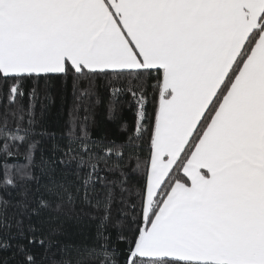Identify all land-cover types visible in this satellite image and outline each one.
<instances>
[{"label": "snow or ice", "instance_id": "obj_1", "mask_svg": "<svg viewBox=\"0 0 264 264\" xmlns=\"http://www.w3.org/2000/svg\"><path fill=\"white\" fill-rule=\"evenodd\" d=\"M0 264H264V0H0Z\"/></svg>", "mask_w": 264, "mask_h": 264}, {"label": "trees", "instance_id": "obj_2", "mask_svg": "<svg viewBox=\"0 0 264 264\" xmlns=\"http://www.w3.org/2000/svg\"><path fill=\"white\" fill-rule=\"evenodd\" d=\"M70 101V93L68 94L67 99L64 101H61V99L57 97L55 103L49 105L46 111L41 114V121L49 130L55 131L57 133L66 130ZM106 104L107 98L105 97L101 105L96 110L97 125L93 129V132L97 136L104 134V132H108L109 134L113 135H119V120L108 118ZM119 116L131 124V122L134 120L133 109L128 104L121 103ZM32 187L34 188L35 185H32ZM7 198L15 200L18 197L17 194L13 192L12 195Z\"/></svg>", "mask_w": 264, "mask_h": 264}]
</instances>
